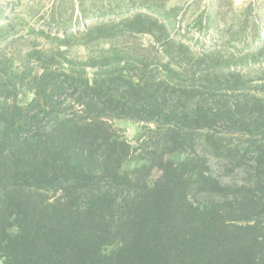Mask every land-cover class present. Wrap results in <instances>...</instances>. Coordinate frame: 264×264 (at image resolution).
<instances>
[{"label":"trees","instance_id":"1","mask_svg":"<svg viewBox=\"0 0 264 264\" xmlns=\"http://www.w3.org/2000/svg\"><path fill=\"white\" fill-rule=\"evenodd\" d=\"M76 1L27 28L56 51L35 48L22 67L0 57V264H264L261 12L194 49L172 36L168 0ZM0 22V41L17 33ZM191 25L219 31L209 13ZM138 35L166 60L61 50ZM115 120L142 123L136 146Z\"/></svg>","mask_w":264,"mask_h":264},{"label":"rangeland","instance_id":"2","mask_svg":"<svg viewBox=\"0 0 264 264\" xmlns=\"http://www.w3.org/2000/svg\"><path fill=\"white\" fill-rule=\"evenodd\" d=\"M61 0H0V11L3 12L6 18H15L18 22L22 19V23H17V33L11 35L6 40L0 41V57L11 58L14 64L22 67L25 63L28 53L35 49H43L46 51H56L55 43L45 39H33L27 32L29 26L34 28H42L43 22L41 18L48 14L50 8L59 3ZM67 6L72 1L64 0ZM92 0H87L88 3ZM98 4H106L110 0H95ZM250 5L256 7L262 14V25L264 27V0H168L166 8L174 7V16L178 30L171 31L172 36L177 40L183 39L192 48H197L199 40H206L207 43L215 42L222 46L224 42L229 40L231 32H237L244 21V17ZM32 8V10H31ZM210 14L214 21V27L219 31H214L211 35H203L196 30L191 24L201 13ZM73 21L82 19L79 9L75 8ZM4 22V21H2ZM0 22V23H2ZM87 24V20L81 22L79 27L74 26V30L82 29ZM52 32H55L52 30ZM112 44L118 46L120 49L132 52L138 55H144L150 58L154 63L165 61L166 58L159 51L158 46L155 45L152 38L148 35L127 36L116 39L111 42L100 41L91 44L90 46L78 45L70 49L62 47L65 53L75 59H85L89 54H95L102 48H108ZM245 69V72L252 76L260 74V67ZM115 125L124 133L133 146L138 144L137 135L139 134L142 123L131 120H115ZM210 162L224 181H241L244 176L240 172L227 173L223 166V162L210 157ZM159 171H155L154 176H158ZM1 263V261H0Z\"/></svg>","mask_w":264,"mask_h":264}]
</instances>
